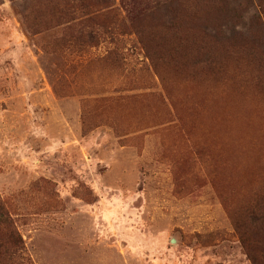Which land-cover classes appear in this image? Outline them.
Instances as JSON below:
<instances>
[{
    "label": "rangeland",
    "instance_id": "374dc122",
    "mask_svg": "<svg viewBox=\"0 0 264 264\" xmlns=\"http://www.w3.org/2000/svg\"><path fill=\"white\" fill-rule=\"evenodd\" d=\"M63 4L0 0V201L30 264H250L233 220L264 174L228 176L195 114L220 98L264 110V0H111L95 47ZM197 21L234 44L197 60L182 40ZM219 114L202 130L238 155L258 125Z\"/></svg>",
    "mask_w": 264,
    "mask_h": 264
},
{
    "label": "trees",
    "instance_id": "16d2710c",
    "mask_svg": "<svg viewBox=\"0 0 264 264\" xmlns=\"http://www.w3.org/2000/svg\"><path fill=\"white\" fill-rule=\"evenodd\" d=\"M63 5H65L64 17L67 20L66 23L70 24L69 29L75 33L77 40L84 41L87 45L95 47L98 45L102 34L111 33L107 27L101 25L102 19L115 12L114 8H112L111 0H64ZM189 23L188 31H194L198 25L203 27L201 33L194 35V38L182 39L189 45L191 42H196L198 47L196 59L199 61L205 57H210L214 50H226L224 44L233 45L235 42L234 36L228 33L223 25L207 26V24L199 23L198 21ZM119 27L124 31H135L138 26L132 21L128 24L122 21ZM222 32H226L228 36L222 37ZM159 42L160 47L167 52L166 54L173 53L166 39L160 38ZM242 43L240 42V46ZM255 43L256 41L252 39L244 42V45L249 50L255 51L258 49ZM140 44L145 47L142 42ZM186 55L189 54L187 53L184 56ZM204 84L200 83L197 87L198 92H195L199 107H201L203 101L200 94H202L201 90L205 86ZM209 90L208 95H216L214 94V89L210 88ZM220 99L213 101L211 103L213 104L212 107L210 106L211 104L207 108L205 107L204 113L199 109L195 114L199 116L196 126L197 133L203 135L202 137L207 140L210 139L209 137L213 138V142H210V144L215 153L222 152L228 176L233 178L238 176L244 180L260 177L261 174H264V110L255 104L254 107L248 102L244 104L238 100L225 101ZM216 110L220 114L228 112L231 119L235 120L237 124L239 119L245 117L258 125V132H255L254 135L245 134L246 136L238 137V155L232 156L229 153L225 141L219 140L212 127L206 131L202 130L203 122L207 118H211L212 124L218 120V117L215 116ZM256 135H259L258 139L255 138ZM240 160L244 164L243 167L240 164ZM233 230L249 263L264 264V194H257L253 201L242 207L233 220ZM0 264H30L24 242L15 225V218L5 207L4 202L1 201Z\"/></svg>",
    "mask_w": 264,
    "mask_h": 264
}]
</instances>
